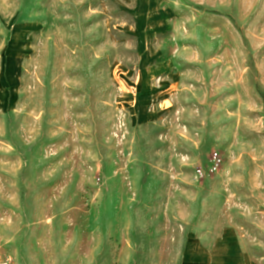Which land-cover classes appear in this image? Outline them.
Returning a JSON list of instances; mask_svg holds the SVG:
<instances>
[{
  "label": "rangeland",
  "instance_id": "1",
  "mask_svg": "<svg viewBox=\"0 0 264 264\" xmlns=\"http://www.w3.org/2000/svg\"><path fill=\"white\" fill-rule=\"evenodd\" d=\"M0 252L264 264V0H0Z\"/></svg>",
  "mask_w": 264,
  "mask_h": 264
},
{
  "label": "built area",
  "instance_id": "2",
  "mask_svg": "<svg viewBox=\"0 0 264 264\" xmlns=\"http://www.w3.org/2000/svg\"><path fill=\"white\" fill-rule=\"evenodd\" d=\"M0 264H12V260L0 252Z\"/></svg>",
  "mask_w": 264,
  "mask_h": 264
},
{
  "label": "crops",
  "instance_id": "3",
  "mask_svg": "<svg viewBox=\"0 0 264 264\" xmlns=\"http://www.w3.org/2000/svg\"><path fill=\"white\" fill-rule=\"evenodd\" d=\"M225 239H227V237L224 238V241H225ZM229 240H231V241L233 242L232 237H230ZM186 257H188V258H192V257H194V258H195V262H198V259H199V256H197V255H193V253L191 252V250L187 251V255H186ZM219 264H224V263H223V261H220Z\"/></svg>",
  "mask_w": 264,
  "mask_h": 264
},
{
  "label": "bare ground",
  "instance_id": "4",
  "mask_svg": "<svg viewBox=\"0 0 264 264\" xmlns=\"http://www.w3.org/2000/svg\"><path fill=\"white\" fill-rule=\"evenodd\" d=\"M228 241H230V240H228ZM228 241H227V243H228ZM237 254V253H236ZM237 256V255H236ZM225 259V258H224Z\"/></svg>",
  "mask_w": 264,
  "mask_h": 264
}]
</instances>
